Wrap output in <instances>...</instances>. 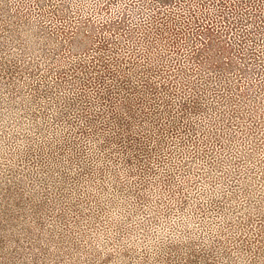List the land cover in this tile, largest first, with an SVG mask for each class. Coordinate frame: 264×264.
<instances>
[{
    "label": "rangeland",
    "instance_id": "obj_1",
    "mask_svg": "<svg viewBox=\"0 0 264 264\" xmlns=\"http://www.w3.org/2000/svg\"><path fill=\"white\" fill-rule=\"evenodd\" d=\"M0 264H264V0H0Z\"/></svg>",
    "mask_w": 264,
    "mask_h": 264
}]
</instances>
